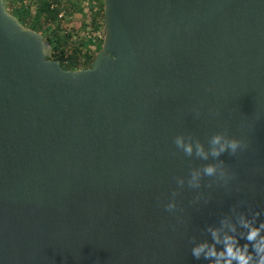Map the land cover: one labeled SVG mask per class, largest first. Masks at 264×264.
Segmentation results:
<instances>
[{
    "label": "water",
    "instance_id": "1",
    "mask_svg": "<svg viewBox=\"0 0 264 264\" xmlns=\"http://www.w3.org/2000/svg\"><path fill=\"white\" fill-rule=\"evenodd\" d=\"M103 1L102 47L72 70L0 0V264H209L191 249L210 227L264 221V0ZM219 131L249 147L174 143ZM221 161L236 181L188 186Z\"/></svg>",
    "mask_w": 264,
    "mask_h": 264
},
{
    "label": "clouds",
    "instance_id": "2",
    "mask_svg": "<svg viewBox=\"0 0 264 264\" xmlns=\"http://www.w3.org/2000/svg\"><path fill=\"white\" fill-rule=\"evenodd\" d=\"M174 143L185 155L192 156L195 153L204 160H207L209 155L219 158L225 152L237 156L249 147L244 139L230 136L223 131L216 132L210 137L209 151H206L199 141L186 142L182 135L177 136ZM217 174L225 183L237 179L235 173L221 161L219 165L209 163L202 170L192 171L187 180L188 186L199 188L202 176L215 177ZM177 183L182 186L185 180L179 178ZM164 208L167 212L175 210V200H170ZM259 216L260 212H255L251 216L241 212L235 218L224 217L218 227L208 229L211 240L194 244L191 249L193 257L197 260L203 257L209 264H264V221H258Z\"/></svg>",
    "mask_w": 264,
    "mask_h": 264
},
{
    "label": "trees",
    "instance_id": "3",
    "mask_svg": "<svg viewBox=\"0 0 264 264\" xmlns=\"http://www.w3.org/2000/svg\"><path fill=\"white\" fill-rule=\"evenodd\" d=\"M7 9L51 44L66 69L90 67L104 38L103 0H6Z\"/></svg>",
    "mask_w": 264,
    "mask_h": 264
}]
</instances>
